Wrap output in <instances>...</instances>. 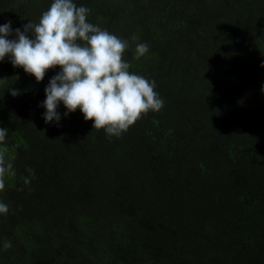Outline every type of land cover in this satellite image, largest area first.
I'll use <instances>...</instances> for the list:
<instances>
[{
	"label": "trees",
	"instance_id": "trees-1",
	"mask_svg": "<svg viewBox=\"0 0 264 264\" xmlns=\"http://www.w3.org/2000/svg\"><path fill=\"white\" fill-rule=\"evenodd\" d=\"M51 2L0 0V25L37 23ZM74 3L127 41L129 71L164 104L119 137L62 103L46 124L59 67L37 82L0 61V153L15 172L0 264H264V0Z\"/></svg>",
	"mask_w": 264,
	"mask_h": 264
},
{
	"label": "clouds",
	"instance_id": "clouds-1",
	"mask_svg": "<svg viewBox=\"0 0 264 264\" xmlns=\"http://www.w3.org/2000/svg\"><path fill=\"white\" fill-rule=\"evenodd\" d=\"M89 13L90 9L77 6L74 0H52L37 23L29 20L22 28L13 29L7 21L0 25V61L8 57L13 67L22 68L37 82L47 70L59 67L44 88L45 99L39 105L45 109L46 124L59 123L62 116L57 108L62 103L64 117L79 109L86 121H93L92 128L119 137L142 114L159 111L164 101L154 90L155 81L129 71L124 59L127 41L88 22ZM147 51L145 43L136 46L138 57ZM7 132L0 128V143L5 142ZM27 171L33 174L32 169ZM6 173L15 175L13 164L0 153V191L5 189ZM8 211L9 206L0 202V214ZM10 246V242L4 245Z\"/></svg>",
	"mask_w": 264,
	"mask_h": 264
}]
</instances>
